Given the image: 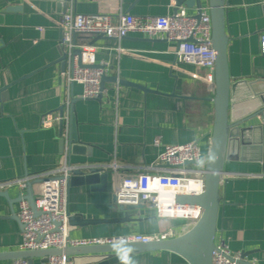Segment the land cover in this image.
<instances>
[{"label": "crops", "instance_id": "0c3cea01", "mask_svg": "<svg viewBox=\"0 0 264 264\" xmlns=\"http://www.w3.org/2000/svg\"><path fill=\"white\" fill-rule=\"evenodd\" d=\"M119 6L137 17L167 16L173 13L172 0H121L99 3L96 0H0V182L37 175L56 168L63 153L60 148V115L68 88L62 72L59 23L67 9L91 15ZM203 6H208L203 2ZM184 8L190 15L196 9ZM227 61L230 77V124L250 118L241 127L259 126L247 144L233 145L224 165L220 183V207L215 244L226 243L232 251L251 254L246 261L264 264V54L260 38L264 33V0H226ZM11 9V11H6ZM40 29H43L42 31ZM84 39L82 41H88ZM97 65H105L109 76L138 84L152 92L107 83L101 101L81 99L82 86L74 85L75 117L79 142L85 155H73L71 163L109 164L114 160L130 167L156 162L167 148L198 142L203 158L211 148L215 108L206 70L179 64L177 45L165 39L130 34L118 42L96 37ZM120 46L128 52L114 50ZM69 123L64 122V131ZM159 140L160 145L155 146ZM193 168V165H187ZM107 173L108 191L94 192L90 187H70L67 208L71 215L85 219L122 218L114 203L118 177ZM38 185L33 189L38 191ZM17 198L19 186L8 190ZM0 191V192H6ZM24 193V191H23ZM20 202L13 205L18 217ZM11 208L0 196V253L20 251L23 231ZM140 221L130 224H100L70 227L72 239L118 237L131 234L151 235L177 224L161 219L155 207L144 204L133 212ZM134 264H188L169 251L135 254ZM12 261L3 263L10 264ZM33 264H43L40 258ZM117 264H121L117 263Z\"/></svg>", "mask_w": 264, "mask_h": 264}, {"label": "built area", "instance_id": "2783aa9c", "mask_svg": "<svg viewBox=\"0 0 264 264\" xmlns=\"http://www.w3.org/2000/svg\"><path fill=\"white\" fill-rule=\"evenodd\" d=\"M99 3H118L121 0H96ZM190 15L184 8L167 16L137 17L123 11L119 6L115 13L83 15L67 9L63 14L59 27L62 32L61 46L68 54V65L64 72L68 88L67 100L64 102L63 115L52 116L51 121L60 120L69 123L70 107L74 99V85L82 86L81 99H96L100 93L101 77L105 69H95V57L98 46L90 39L105 37L121 42L130 34H141L151 39H165L177 45L176 57L179 64L191 65L207 71L206 81L210 89H215L214 70L216 52L212 47V21L208 6L200 9L199 18ZM41 31L43 29H40ZM89 39L88 41H82ZM261 51L264 54V33L261 38ZM75 49L81 50V63L78 65ZM114 50L119 53L128 52L120 46ZM264 120V118H263ZM69 130L64 131L65 138ZM160 141H155L159 146ZM60 164L53 170L20 179L0 182V191L19 186L23 192L27 183L42 179L38 191L34 190L35 205L40 215L35 216L28 201L22 200L19 205L18 218L23 228V241L20 251H36L67 247H85L94 245L150 243L177 238L193 227L202 217L203 209L197 205H183L176 202L177 195L199 196L205 189L204 168L195 164L193 168L186 162L204 161L202 149L198 142L167 147L151 165L130 167L115 160L109 164L81 163L73 164L69 160L68 148H65ZM113 171L121 176L124 170L132 173L118 177L114 195L118 205L150 204L155 207L161 219L176 221L175 226L163 232L142 235L131 234L118 237L72 239L67 223L68 180L76 171L84 173L95 171L102 173ZM120 178H123L122 182ZM167 195L162 200L161 194ZM216 245V244H215ZM241 252H234L226 243L216 245L212 254V264H243ZM63 256L50 257L46 264H65ZM10 264H31L28 260L18 259Z\"/></svg>", "mask_w": 264, "mask_h": 264}, {"label": "water", "instance_id": "95a60500", "mask_svg": "<svg viewBox=\"0 0 264 264\" xmlns=\"http://www.w3.org/2000/svg\"><path fill=\"white\" fill-rule=\"evenodd\" d=\"M174 9L173 13H176L179 8L185 7L187 9H196V18H199L200 9L203 2H207L210 16L212 21V47L216 52V64L214 70V84L213 90L214 98L210 99L214 105V125L212 132L211 148L209 154L215 153L217 159L214 162H210L207 158L199 163L186 162L185 165L195 164L204 168L205 171V189L199 196H186L177 195L176 202L183 205H197L203 209L202 217L199 221L191 227V229L185 234L167 241H155L150 243H129L125 244L128 247L134 249L131 257L135 254L157 252V251H169L182 257L188 264H212V254L216 248L215 236L217 232V221L220 207V183L222 174L225 172L224 165L226 160L230 159L229 151L233 145H246L247 137L252 132L262 131V127L259 126H247L241 127V125L248 123L250 118L244 119L239 123L230 124L229 122V108H230V77L227 61V45L228 34L226 33V0H172ZM6 11H11L7 9ZM0 44L2 41L0 39ZM60 59L58 63L61 64L62 72L66 71L68 65V54L64 51V48L60 47ZM73 56H77L78 65L80 67H87L81 63V50L75 49L72 52ZM91 68L105 69V65H93ZM115 83L121 86H130L142 90L143 92H152L145 87L138 84L131 83L117 76H109L105 72L101 77L100 93L95 100L101 101L104 92L106 90V84ZM7 88L0 90V95ZM78 98H74L70 107V120H69V135L65 138L64 134V121H59V134L61 138L60 148L64 152L65 148H68L69 160L73 155H85L86 146L79 142L77 135V123L75 117V104ZM262 105H264V96L261 97ZM264 108V106H263ZM264 112V109L260 111V115ZM63 115V109H60V116ZM258 146L263 147L264 135L259 134L256 141ZM208 154V155H209ZM28 176V175H27ZM26 176V177H27ZM108 179L107 173H97L90 171L87 173L76 171L68 180V187L75 186H89L91 191L102 192L108 191ZM123 178H120L119 182H122ZM43 182L42 179H37L27 183V187L23 192H20L17 198L10 197L9 192H0V196L4 197L9 203L13 219L19 221L21 230L24 226L16 216L13 205L22 200L28 201L35 216H39L40 213L36 209L34 187ZM68 188V192H69ZM114 203H117L116 196L114 195ZM144 204L139 205H118L119 211L124 213L121 218L113 219H85L80 215H71L67 208V223L68 227H86L100 224H130L140 221L136 219L133 212L142 209ZM121 244V243H120ZM113 245H94L85 247H67L64 250L50 249V250H36V251H13L0 253V264L10 261L25 259L33 264V259L40 258L43 264L48 263L50 257L63 256L65 264H117L119 260ZM250 252L243 253L242 263L251 264L245 259Z\"/></svg>", "mask_w": 264, "mask_h": 264}, {"label": "clouds", "instance_id": "9594fccd", "mask_svg": "<svg viewBox=\"0 0 264 264\" xmlns=\"http://www.w3.org/2000/svg\"><path fill=\"white\" fill-rule=\"evenodd\" d=\"M216 159L217 157L213 152L207 156V160L210 162H214L216 161ZM113 248L115 249L118 258L121 261V264H134V261L131 257V254L134 249L128 247L125 244H116L113 245Z\"/></svg>", "mask_w": 264, "mask_h": 264}, {"label": "bare ground", "instance_id": "6f19581e", "mask_svg": "<svg viewBox=\"0 0 264 264\" xmlns=\"http://www.w3.org/2000/svg\"><path fill=\"white\" fill-rule=\"evenodd\" d=\"M167 195H164V193L163 194H161V197H162V200L164 201V198L166 197Z\"/></svg>", "mask_w": 264, "mask_h": 264}]
</instances>
